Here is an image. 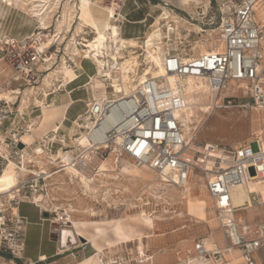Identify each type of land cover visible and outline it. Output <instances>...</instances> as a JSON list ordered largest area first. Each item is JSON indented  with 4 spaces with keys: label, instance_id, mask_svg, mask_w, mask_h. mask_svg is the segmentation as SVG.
<instances>
[{
    "label": "built area",
    "instance_id": "2783aa9c",
    "mask_svg": "<svg viewBox=\"0 0 264 264\" xmlns=\"http://www.w3.org/2000/svg\"><path fill=\"white\" fill-rule=\"evenodd\" d=\"M78 3H72L75 10H72L74 14L68 29L63 25L56 33L50 27L44 29L37 24L23 38H0V60L6 62L11 72L0 84V92L9 94V98L0 96V174L11 167L21 179L16 187L0 196V252L12 259H22L25 246L27 219L17 209L23 201L35 205L30 199L32 193L24 194L22 191L28 182L23 176L30 173L26 169L30 162L28 150L38 154L35 151L39 148L43 153V149L50 150L52 143L64 142V137L54 140L59 128L35 138L30 144H25L21 138L31 133L41 114L42 104L36 99L55 93L51 88L53 85L44 86L45 92L39 85L55 65L61 48L65 50L63 41L73 38L71 28L79 25ZM218 10V37L213 46L195 56L170 51L163 55L164 73L174 74L180 80L178 85H170L165 75H146L127 94L115 92L109 84L110 93L94 100L88 107V113L94 119L86 128L91 141L87 148L90 152L112 148L130 157L137 167H147L176 186L187 184L190 171L194 176L199 174L204 181L217 214L222 244L209 236L200 237L194 241L192 251L171 264H227L225 256L234 249L240 250L246 264H257L251 255L257 251L264 252V220L249 224L235 215L253 206L264 207V128L259 136L247 143L227 146L197 142L196 134L193 139L187 135L183 121L189 102L182 81L187 78L206 87L211 95V104L215 100L214 107L231 105L235 89H238L248 94L252 108L264 113V14L261 13L260 20L255 16L259 10L264 12V0L222 2ZM115 11V15L109 17L113 23L122 17L119 10L115 8ZM82 28L86 29L85 26ZM63 33L65 36L59 41ZM89 35H94L93 28L88 33L78 32L75 36L82 40L79 45L84 46V37ZM64 56L75 66L69 55ZM85 58L86 53L81 59ZM93 66L96 73L97 66L95 63ZM12 81H17L18 86L10 88ZM102 123L103 130H97ZM251 143H255V150ZM39 179L38 175L34 178L36 182ZM250 185H258L261 189L250 190ZM237 186L245 188L249 197L243 204L234 206L233 190ZM46 213V219L56 225V234L63 245L61 233L62 228L70 224L69 215L55 211ZM4 264L17 263L12 260ZM23 264L37 263L24 261Z\"/></svg>",
    "mask_w": 264,
    "mask_h": 264
},
{
    "label": "rangeland",
    "instance_id": "374dc122",
    "mask_svg": "<svg viewBox=\"0 0 264 264\" xmlns=\"http://www.w3.org/2000/svg\"><path fill=\"white\" fill-rule=\"evenodd\" d=\"M181 1L150 0L149 2L159 10L150 20H147L150 27L146 33L157 29L158 25L155 21L164 12V9L168 13V18L164 19L165 21H159L163 33L162 42L159 44L163 49L160 48V53L164 52L160 54L161 56L167 51L195 56L202 48L208 49L213 46L218 37L217 27L220 16L218 7L221 6L222 2L232 0H207L209 3L205 0H199L200 2L197 4L192 1L185 5ZM12 6H17L19 8L17 11H24L26 17L31 18L29 6L21 3ZM55 11V8L51 11L48 22L50 29H54L57 33L62 28H59L60 31L55 29V20L58 16L53 17L54 21L51 20ZM60 12L59 14L62 13ZM260 12L264 14L260 10L257 11L255 16L258 20L261 18ZM59 19L62 17L60 16ZM123 21L122 16L119 21L112 23L118 25ZM10 23L14 24L15 22ZM36 26L37 22H35L34 27ZM142 28L146 29V26L144 25ZM145 34L129 39L119 35L125 41L134 40L136 42L133 46L130 42L126 43L127 48L121 51L122 60L130 58L129 60L133 64V72L131 70L128 73L129 84L105 81L104 90L106 93H110V87L115 90L116 85L117 87L120 86V90H130L146 71L148 72L147 76L155 75L157 67L148 57V52L143 43L147 35ZM75 35L73 34L71 41L70 38L63 41L66 43V48L65 50L61 48L59 54L61 56L58 55L55 65L48 71V73L51 72L48 81L49 79L61 80L62 77L65 80L69 79L63 73L54 72L55 69H60V65L64 61L72 71L74 64L66 61L64 55H69L75 64L82 60L87 64V67H94V61L91 58L81 59L85 54V47L79 45L80 38ZM63 36H65L64 33L59 41L63 40ZM91 37L93 35L85 36L84 39L87 40ZM82 43L84 44V42ZM75 44L79 50L77 54H74L73 51ZM62 51L65 54H62ZM1 67L0 71L2 70ZM92 71L93 68L89 70V73ZM10 74L8 68L4 72H0V84ZM116 77L120 81L119 73H116ZM89 81L90 79H87V82ZM87 82L74 91V96L71 95L72 102L63 123L65 131L58 130L54 139L59 140L64 137V142L62 144L57 143L58 141L52 143L50 150L43 149L41 154H34L29 149L30 162L26 169L31 171L28 175L23 176V178L28 179L22 189L23 193L29 194L31 192L30 199L35 204L40 203L43 207L38 206V208L42 209L43 212L66 213L72 220L86 222L87 227H89L90 222H93L89 220H97L98 223L99 221L106 222L104 223L106 225L110 223L113 225L115 221H120L122 227L128 231L133 240L124 241L126 243L121 244L117 249L115 248L114 254L109 258L110 263L113 264H171L176 262L177 258L185 256L188 251H192L194 241L200 237L209 236L222 244V233L217 214L212 207L204 181L201 180L199 174L194 176L193 171H190L187 184L176 186L171 182L162 180L147 167H136L130 157L121 155L112 148L99 150L98 153H95V151L90 152L91 150H87L86 147L76 143L75 137L79 136L82 131L86 134V128L81 129L79 125H84L86 118H89L90 122L94 121L88 113L89 104L102 96L101 89H94ZM182 82L185 84L186 80ZM43 84L41 87L45 92L47 90L44 86L49 85ZM109 84L110 87H108ZM16 86H18L17 81H12L9 85L10 88ZM51 88L55 92L59 90L56 85ZM190 101L194 107L190 108V111L193 110L192 113L187 112V115L191 114L189 124H187V115L185 116V131L190 138L196 134L197 142L207 141L234 146L253 140L259 136L260 131L264 128V113L250 106V98L244 90L235 89L231 99L232 104L227 106L214 107L215 100H213L212 105L211 95L207 92L193 93ZM217 102L223 104L221 100ZM36 121L35 125L39 119ZM186 126L190 127L189 131H187ZM47 128L42 125L39 130H43L45 133H42L40 137L47 134ZM251 147L255 150V143H251ZM31 148H34V145ZM68 150L74 159V163H76L74 167L81 171L87 178V182L80 178V175L70 172L65 166V161H62L63 158H60V152ZM6 175V172L0 175V185L1 183L4 184L6 189L10 191L14 186H17L21 179L17 174L15 182L13 179H7ZM37 175L40 176V179L36 182L34 178ZM30 185L31 187H29ZM189 186L190 192L186 189ZM197 199L205 201L204 216L202 217L188 213V202H194V200L196 202ZM20 213L26 214L29 220H33L38 215V209L34 204L24 201L20 205ZM235 215L244 218L249 224L258 223L264 220V207L253 206L236 212ZM147 217L151 219V223L147 221ZM54 226L56 227L55 224ZM251 256L257 264H264L263 251H257Z\"/></svg>",
    "mask_w": 264,
    "mask_h": 264
},
{
    "label": "crops",
    "instance_id": "0c3cea01",
    "mask_svg": "<svg viewBox=\"0 0 264 264\" xmlns=\"http://www.w3.org/2000/svg\"><path fill=\"white\" fill-rule=\"evenodd\" d=\"M65 2L66 1L62 3L60 1V3L58 4L59 6L55 8L56 11L55 14H53L51 20L54 21L53 18L54 16H58V18L56 19H59V17L62 16L61 14H59V12L60 11L62 12V8L66 4L68 5V3ZM77 2L80 1L73 0V3H77ZM149 2L150 0H123V3L121 4L120 0L119 1L93 0V4H91V13L93 18L96 20L97 24L99 25V27H102L103 22L106 19V13H107L106 7L107 6L115 7L117 10H119L120 14L124 18V21L121 24L117 25L119 30V35L122 38L129 39L130 37H135L145 34L146 31L148 30V27H150L147 20L148 19L150 20V18L153 17L158 12L159 9L154 8ZM12 5H17V4L4 0L0 2V38L10 37L13 39H20L29 35L30 32L35 28L34 25L35 22H37V20L34 19L32 16L30 19H28L24 14L25 13L24 11L19 12L17 11V9L19 8H17V6H12ZM71 5L72 3H70V6ZM72 10H75L73 6H71V12ZM10 22H15V23L12 24ZM144 25L146 26V29L142 28L144 27ZM82 26H85L86 29L82 28ZM90 28L91 26H88L86 24L73 25L71 31L73 32V34H78V32H80L81 30L86 31L88 33ZM1 56L2 54L0 52V58ZM0 66H2L1 67L2 69L8 68L7 67L8 65L3 59L0 60ZM91 68H93V71L89 73V70ZM72 70L75 78L71 81L65 80L64 77H62L61 80L55 79V81H53L49 79L48 81V76H47L44 82L46 81L45 83L48 85H56L57 87L60 86V89L58 92H55L53 95H49L47 98L44 99L39 96L36 99L37 103L42 104V106L45 104L60 105L67 103L68 105L64 111V116L66 117L67 111L72 102L71 95L74 96L73 94L74 91H76L78 87L83 86L87 82V79L93 76L95 73L94 67H87V64L85 62H82V60L79 61L77 64H75ZM43 85L44 84H40L39 88H42L41 86ZM41 114H42V110H41ZM56 117H60V116H56ZM64 120L62 121V123L58 125V128L61 132L65 131L64 130L65 127L63 126ZM52 129L53 127L51 124L46 129V132H50ZM37 130L38 128L36 129L37 133L31 130V133L34 136L33 139L39 138L42 135V133H45L43 132V130H38V131ZM20 205L17 211L20 215L26 217L27 219V225L25 227V240H24L25 246L22 254V259H12L10 255L0 252V264H4L12 260H14L17 264H23L24 261H35L37 264H82L84 260L93 256L97 252L98 249L96 246H100L102 248L101 252H99L100 261H102L103 264L105 263L113 264L110 263L109 258L112 257V255L114 254L115 248L117 249L118 246L126 243V242L121 243L119 240L116 239L113 225L111 223L106 225L104 224L106 222L99 221L98 223L97 220H96L97 222L95 220H89V221H93L89 223L90 224L89 227H87L88 225L84 221H78L81 222V224H78L77 226H74L72 224L68 225V228H72L71 231H73V233H71V231L67 232L69 237V238L67 237L69 239L68 240L69 243L67 242L68 245L66 246L64 244L62 245L59 242L58 236L56 234V230H54V224H51L46 219V217L44 216L45 212H43L42 209L38 208V205L35 204L38 209V215L33 220H29L26 214L20 213ZM66 227L62 228L61 237L63 241L65 240L63 230ZM77 229L80 230L82 236L74 235L75 233L77 234ZM80 237H82L84 241H81L79 239ZM92 238H94V242L91 241ZM218 243L221 244V242ZM233 252L231 254H228V256L227 255L225 256L227 260V264H246L244 259L240 257L241 252L239 254L238 249H234ZM235 257H237L238 259Z\"/></svg>",
    "mask_w": 264,
    "mask_h": 264
},
{
    "label": "bare ground",
    "instance_id": "6f19581e",
    "mask_svg": "<svg viewBox=\"0 0 264 264\" xmlns=\"http://www.w3.org/2000/svg\"><path fill=\"white\" fill-rule=\"evenodd\" d=\"M4 1L13 2L15 4L21 3V4H25V5L29 6L28 9L30 11L31 16L34 19H36L37 24L41 28H44V29H47L50 26V24L48 22V18L50 17V13L54 8H57L59 6L58 4L60 3V0H4ZM192 1L195 4L200 2L199 0H182L181 2L185 5V4H189ZM205 1H207V0H205ZM66 2L68 3V5L66 4L62 8V13L60 12L62 15L61 16L62 19H56L55 20L56 21L55 29L57 28L56 30H58V31H60V29H58L60 26H61L60 28H62V26L65 25L66 28L68 29L71 25V20H72L71 14H73V13H71V6L72 5L70 6V3H73V0H66ZM91 4H93V0H80L79 11H78V13H79V25L86 24L88 26H91V28H93V30H94L93 37L84 41V47H85L86 56L88 58H91L94 61V63L97 66L98 71L95 73V75L91 76L90 81L87 82V84H90L92 86V88H94V89H98V88L101 89V93H102L101 97H104V96H106V91L104 90V86H105L104 82L105 81L110 80V81H112V83L125 82L126 84H129L128 73L131 70L133 72V68H132L133 64H132L131 60H129L130 58L122 60L123 55H122L121 51L123 49L127 48L126 43L130 42V44L133 46V44L136 42L134 40L125 41L124 39L119 37V30H118L117 25L113 24L109 19V17H112L115 15V13H116L115 7H113V6H107L106 7L105 6L106 10H107L106 19L104 20L102 27H99L96 20L92 16ZM167 18H168V13L164 9V12L155 21V23L158 25L157 29L146 33L147 35L145 34L146 38H145V41L143 43H144V46L146 47V50L148 52V57L150 58L151 61L154 62V64L157 67V70L154 73L155 74L154 76L165 75L166 80L170 85H174V84L178 85L180 80L174 74H165L164 73V69L162 66L163 55L162 56L160 55V54H163L164 52L160 53L161 47L159 46V44L162 42L161 39H162L163 33L161 31V27L159 26L160 25L159 21L167 19ZM154 28H156V26H154ZM169 29H170V27H169ZM143 40H144V38H143ZM73 51H74V54H77L79 50L76 46H73ZM201 51H205V47L202 48ZM68 67L69 66H67L65 64V61H64V62H62V65H60V69H58V70L55 69L54 72L65 74V76L69 78L67 80L71 81L75 78V76H74V73L72 72L73 70L71 71ZM116 73L120 74V76H121L120 81L116 77ZM147 74H148V72L146 71L143 75H141L138 79V82L144 80V78H146ZM50 75H51V72L47 76L50 77ZM135 86L136 85H134L133 87H135ZM185 88H186V91L188 93L189 106L183 115V121L185 119V116L188 114L187 112L190 111V108L194 107V104L192 103V101H190L191 95L193 93H197V92H207L206 87H204V85L202 83L200 84L192 78L186 79ZM114 91L115 92H121V93L124 92L125 94H127L129 90H127V91L120 90V86L117 87V85H116ZM0 96H6L7 98H9V94L6 91H1ZM99 103H100V101H99ZM67 105H68L67 103L66 104H60V105H58V104H50V105H46V106L43 105L42 109H41L42 114L39 118V121H38L37 125H35V127L32 128L33 132H36L37 128L39 130L42 127V125L45 127H49L51 124L53 125V129L51 131H55L58 128V125L60 123H62V121L65 119L64 111H65ZM204 110H207V108H204ZM192 112H193V110L190 111V113H192ZM56 116H60V117H56ZM190 116H191V114L187 115V120H188L187 124H189L191 122ZM54 118H55V121H54ZM85 120L86 121H85L84 125H79L81 129L82 128H89L91 126V122H90L89 118H86ZM184 124H185V122H184ZM103 128H104V124L102 123L101 126L99 127V129H97V130L100 131V129L103 130ZM186 129H187V131H189L190 127L186 126ZM191 138L193 139L194 137H191ZM21 140L25 144H30L33 141V134L32 133H26L22 136ZM75 141L78 145H80L82 147H86V148H88V146L91 144L89 136L87 134H85L83 131L80 133L79 136L75 137ZM36 152L38 154L41 153L39 148H36L35 153ZM59 155H60L61 159L63 158L62 161H65V166H66V168H68L70 170V172H73L74 174L80 175L81 176L80 178H82L84 181H86L87 178L84 177V175L81 173V171H79L77 168L74 167L75 166L73 163L74 159H73L72 155L70 154L69 150L68 151H62V152H60ZM103 170H105V169H103ZM5 172L7 174L5 176L7 179H13L16 182V175H17L16 171H14L11 167H9L0 175H3ZM162 180H164V179H162ZM164 181H166V180H164ZM86 185H87V183H86ZM0 186H1V188H0V194L1 195L0 196H2L3 193L5 194L6 192H9V189H6L4 184L1 183ZM249 187H250V190H260L261 189L260 186H258V185H250ZM186 189L189 190L191 188L189 186ZM190 191L191 190H189V192ZM248 197L249 196H248L247 191L242 186H237L234 188V190H233V204H234V206H239V205L243 204L244 201L247 200ZM191 200H193V199H191ZM36 205L43 207L38 202ZM204 206H205V201L203 199H197L196 202H195V200H194V202L189 201L188 202V213L190 215H193V216L198 215V216L202 217V216H204V210H203ZM68 220L70 222L69 225L72 224L74 226H77L78 224H81V222L72 220V219H70V217L68 218ZM147 221L149 223H151V219L148 217H147ZM113 229H114V234L116 236V239L119 240L120 242L133 240V237L128 233V231L122 227L120 221H115L113 223ZM71 230H72V228H68V227L64 228L63 234L65 237V240L63 242L68 240L69 237H68L67 232H69ZM71 233H73V231H71ZM74 235L82 236L79 229H77V234L75 233ZM91 241L94 242V238H92ZM96 247L98 249L97 252L93 256L84 260L82 262V264H102L103 263L99 259V252H101L102 248L100 246H96ZM239 254H240V250H239ZM237 255H238V253H237ZM227 256H228V254H227ZM240 257L242 258V256H240ZM235 258H237V257H235Z\"/></svg>",
    "mask_w": 264,
    "mask_h": 264
},
{
    "label": "water",
    "instance_id": "95a60500",
    "mask_svg": "<svg viewBox=\"0 0 264 264\" xmlns=\"http://www.w3.org/2000/svg\"><path fill=\"white\" fill-rule=\"evenodd\" d=\"M19 147H22V144H19ZM47 215H48V214L45 212V213H44V216L47 217ZM56 228H57V227L54 226V230H56ZM79 239H80L81 241H84V239H83L82 237H80ZM68 240H69V239H68ZM68 240H66V241L64 242V245H65V246L68 245V243H69ZM67 242H68V243H67Z\"/></svg>",
    "mask_w": 264,
    "mask_h": 264
}]
</instances>
